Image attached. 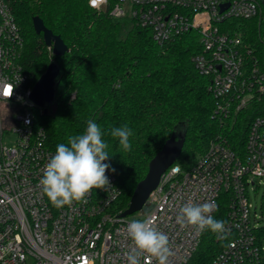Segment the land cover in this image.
Returning <instances> with one entry per match:
<instances>
[{
  "label": "built area",
  "instance_id": "1",
  "mask_svg": "<svg viewBox=\"0 0 264 264\" xmlns=\"http://www.w3.org/2000/svg\"><path fill=\"white\" fill-rule=\"evenodd\" d=\"M89 5L107 10L110 0H89ZM110 10L115 18H131L151 29L158 44L197 35L202 51L192 61L210 80L208 91L218 101L214 119L227 121L264 97V49L233 35L229 24L256 20L264 25L263 0H115ZM22 48L20 27L9 4L0 0V91L15 87L10 98L0 95V264H127L132 242L126 228L143 216L168 235L174 253L169 264H188L206 230L177 224L180 208L214 202V216L224 193L231 196L228 231L211 264H264L260 219L252 213L248 192L264 179V115L250 123L242 153L220 135L190 171L174 164L140 213L122 218L115 212L120 190L110 170V184L93 189L86 203L57 209L39 184L55 152L36 124ZM7 134L16 135L13 147L4 143ZM141 264L157 262L141 257Z\"/></svg>",
  "mask_w": 264,
  "mask_h": 264
},
{
  "label": "trees",
  "instance_id": "2",
  "mask_svg": "<svg viewBox=\"0 0 264 264\" xmlns=\"http://www.w3.org/2000/svg\"><path fill=\"white\" fill-rule=\"evenodd\" d=\"M20 27L23 38L21 65L33 89L56 59L60 67L58 90L49 114L35 109L36 124L45 133L46 146L55 152L60 143L82 133L89 120L97 123L109 143L110 163L120 197L116 213L125 212L137 185L146 177L149 164L176 132L186 133L181 156L175 162L183 172L190 171L211 143L220 135L229 139L234 150L242 153L249 125L264 115V97L251 103L227 121L213 113L218 105L192 61L202 51L194 32L158 44L151 29L131 18L97 11L89 0H6ZM39 17L68 47L56 57L37 35L33 19ZM233 35H241L254 47L261 44L264 25L256 20H231ZM127 125L131 151H124L112 128ZM231 196L224 193L214 218L227 220ZM264 241V227L257 230ZM224 241L206 230L188 264H211Z\"/></svg>",
  "mask_w": 264,
  "mask_h": 264
},
{
  "label": "clouds",
  "instance_id": "3",
  "mask_svg": "<svg viewBox=\"0 0 264 264\" xmlns=\"http://www.w3.org/2000/svg\"><path fill=\"white\" fill-rule=\"evenodd\" d=\"M6 88L11 89L7 96L4 95ZM6 88L0 91V95L8 99L15 87ZM109 135L118 139L124 151H131L130 137L134 133L127 125L112 128ZM108 148L104 132L93 120L87 122L82 133L69 137L66 144L56 146L55 154L44 166L39 181L42 193L53 207L61 209L74 202L86 203L93 189H102L110 184L106 173L109 170L115 173L116 169L106 163L110 158ZM216 209L214 202L188 203L180 208L176 223L181 227L191 226L200 232L208 230L218 239H224L228 231L227 221L214 218L212 213ZM126 233L132 242V247L125 253L127 264H141V257L155 260L157 264H169V258L174 255L169 237L154 226L151 218L132 220Z\"/></svg>",
  "mask_w": 264,
  "mask_h": 264
},
{
  "label": "water",
  "instance_id": "4",
  "mask_svg": "<svg viewBox=\"0 0 264 264\" xmlns=\"http://www.w3.org/2000/svg\"><path fill=\"white\" fill-rule=\"evenodd\" d=\"M264 2V0H263ZM33 27L37 35H43L45 44L52 49L56 57L64 56L69 50L60 36H56L49 30L44 22L39 18L33 19ZM60 67L56 59H53L48 69L38 79L33 87L29 99L42 114L47 116L49 108L54 104L57 97ZM186 142V133L175 132L173 136L166 141L163 148L151 160L146 177L137 185L132 196L129 208L123 212L120 217L131 216L143 209L151 193L158 187L162 176L175 164L181 156Z\"/></svg>",
  "mask_w": 264,
  "mask_h": 264
},
{
  "label": "rangeland",
  "instance_id": "5",
  "mask_svg": "<svg viewBox=\"0 0 264 264\" xmlns=\"http://www.w3.org/2000/svg\"><path fill=\"white\" fill-rule=\"evenodd\" d=\"M42 113L41 109H38ZM16 140L15 134H7L4 137L6 146L13 147ZM250 202L252 205V213L260 219L259 226L264 227V179H257L255 186H250L248 189ZM140 213V212H138ZM133 219V218H130ZM145 216L142 217V220Z\"/></svg>",
  "mask_w": 264,
  "mask_h": 264
},
{
  "label": "snow or ice",
  "instance_id": "6",
  "mask_svg": "<svg viewBox=\"0 0 264 264\" xmlns=\"http://www.w3.org/2000/svg\"><path fill=\"white\" fill-rule=\"evenodd\" d=\"M10 92H11V89L10 88H6L4 90V95L7 96L8 94H10Z\"/></svg>",
  "mask_w": 264,
  "mask_h": 264
}]
</instances>
